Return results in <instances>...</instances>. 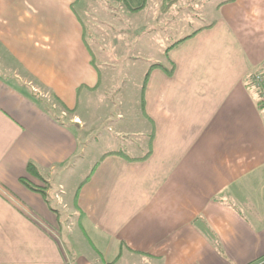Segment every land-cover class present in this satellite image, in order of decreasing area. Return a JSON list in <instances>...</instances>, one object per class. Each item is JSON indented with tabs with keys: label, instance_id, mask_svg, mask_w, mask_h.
Returning a JSON list of instances; mask_svg holds the SVG:
<instances>
[{
	"label": "crops",
	"instance_id": "1",
	"mask_svg": "<svg viewBox=\"0 0 264 264\" xmlns=\"http://www.w3.org/2000/svg\"><path fill=\"white\" fill-rule=\"evenodd\" d=\"M113 1L124 14L147 4L126 0L131 11ZM82 3L0 0V264H264V103L251 89L264 75V0L218 3L190 38L162 45L164 63L150 60L141 86L148 148L95 163L72 206L73 242L42 195L19 182L40 184L28 163L51 175L87 148L80 112L101 82ZM52 98L73 114L56 120L42 102Z\"/></svg>",
	"mask_w": 264,
	"mask_h": 264
},
{
	"label": "rangeland",
	"instance_id": "2",
	"mask_svg": "<svg viewBox=\"0 0 264 264\" xmlns=\"http://www.w3.org/2000/svg\"><path fill=\"white\" fill-rule=\"evenodd\" d=\"M223 1L211 0L202 9L204 0H178L166 11L168 21L160 12L162 0H147L145 9L140 13L125 11L124 14L117 10L122 8L121 5L113 0H82V5L76 9L86 30L85 41L101 82L89 108L80 112L92 132L90 136L82 137L87 148L71 161L73 167L64 164L57 167L54 174L43 171L41 175L46 182L50 179L46 183L48 204L54 213H58L60 234L64 236L66 232L69 241L73 242L72 239L80 233V216L72 206L80 187L100 157L109 151L137 156L148 148L145 134L149 128L142 121L141 86L143 74L151 65L150 60L164 63L161 54L167 46L162 45L170 41L175 44L209 23L216 16L217 4ZM137 57L140 59L134 60ZM26 79L32 81L33 87L36 86L30 77ZM251 87L254 92L258 91ZM42 100L47 103L46 99ZM52 103L48 101V105ZM56 110L59 112L60 109ZM138 145L145 150H140ZM62 201L69 206H63Z\"/></svg>",
	"mask_w": 264,
	"mask_h": 264
},
{
	"label": "trees",
	"instance_id": "3",
	"mask_svg": "<svg viewBox=\"0 0 264 264\" xmlns=\"http://www.w3.org/2000/svg\"><path fill=\"white\" fill-rule=\"evenodd\" d=\"M115 1H119V2H123L125 4L126 7H128L127 3H126V0H115ZM178 0H173L172 2L170 3H166L165 0H162V4H161V12L165 13L171 6H173ZM147 3V0H144V4L142 7H140L138 10H141L145 7V4ZM129 8V7H128ZM130 9V8H129ZM131 11H135L134 9H130ZM190 38L187 37V38H184L182 40H180L179 42L175 43L172 47H175L176 45H178L179 43L185 41L186 39ZM171 48H168L166 50V54L168 53V51H170ZM155 66H158L157 65H152L151 67H155ZM147 78H148V73L146 74L145 76V79H144V82H143V86H142V90L144 89L145 87V84L147 82ZM53 99V98H52ZM44 106H45V109L47 112H49L52 116L55 117L56 120H60V116H59V113L61 112H65V113H68L69 115H72L73 114V111H68L67 109L64 108V106L59 103L58 101H56L55 99H53V104L55 103L58 107H59V112L55 109L52 108V104L48 105V102L46 103L45 100H42ZM26 174L34 179H36L37 181L40 182L39 185L29 181L26 177H21L19 178V182L24 185L27 189H29L30 191L32 192H36V193H39L40 195H42V197L44 198L45 202L48 204V194H47V190H48V186L45 182V180L43 179V177L41 176L39 170L37 169V167L32 164V163H28L26 165ZM49 205V204H48Z\"/></svg>",
	"mask_w": 264,
	"mask_h": 264
},
{
	"label": "built area",
	"instance_id": "4",
	"mask_svg": "<svg viewBox=\"0 0 264 264\" xmlns=\"http://www.w3.org/2000/svg\"><path fill=\"white\" fill-rule=\"evenodd\" d=\"M251 84L258 90L260 98L264 103V75L263 74H256L253 76L251 80Z\"/></svg>",
	"mask_w": 264,
	"mask_h": 264
}]
</instances>
